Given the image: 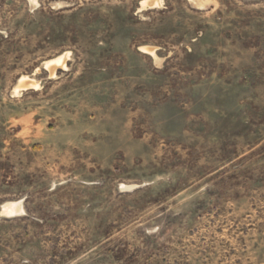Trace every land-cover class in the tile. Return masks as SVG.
Instances as JSON below:
<instances>
[{
	"label": "rangeland",
	"instance_id": "1",
	"mask_svg": "<svg viewBox=\"0 0 264 264\" xmlns=\"http://www.w3.org/2000/svg\"><path fill=\"white\" fill-rule=\"evenodd\" d=\"M140 1L0 0V264H264V0Z\"/></svg>",
	"mask_w": 264,
	"mask_h": 264
},
{
	"label": "bare ground",
	"instance_id": "2",
	"mask_svg": "<svg viewBox=\"0 0 264 264\" xmlns=\"http://www.w3.org/2000/svg\"><path fill=\"white\" fill-rule=\"evenodd\" d=\"M161 1V0H160ZM193 1V0H189ZM140 6L141 7H153L157 4V0H141L140 1ZM155 49H150V48H145V47H140V51H142L145 54H149L151 57H156ZM69 53L66 52L54 59L45 61L43 63V68L49 72L50 77L55 76V71L56 69H67L66 68V57ZM38 71V69H36ZM18 86L17 89H28V88H36L37 84L34 83V80L22 76L18 79ZM16 89V88H15ZM22 91V90H21ZM121 188H124V185H120ZM0 214L4 217H14V216H19V215H24V209L22 207V200H19L17 202H5L0 206Z\"/></svg>",
	"mask_w": 264,
	"mask_h": 264
}]
</instances>
